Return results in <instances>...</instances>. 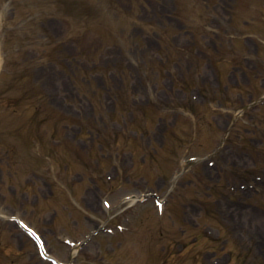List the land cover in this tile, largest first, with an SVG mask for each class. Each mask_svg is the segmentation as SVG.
Instances as JSON below:
<instances>
[{"label": "rangeland", "instance_id": "rangeland-1", "mask_svg": "<svg viewBox=\"0 0 264 264\" xmlns=\"http://www.w3.org/2000/svg\"><path fill=\"white\" fill-rule=\"evenodd\" d=\"M246 1L257 5V13L264 16V3L257 0H244L241 5L232 4L231 0H185L186 32L185 26L172 16L175 7L179 12L181 0H141L135 7L131 6L130 0H111L115 6H106L111 21L115 20L118 26L115 31L102 27L104 23L99 12L106 6L97 0L95 3L99 5L93 8L86 2L74 4L64 0H56L52 6L47 1L42 5L37 0H0V55L3 61L0 70V204L8 202L12 187L18 195L22 190L19 186L27 177L40 184L32 173L46 166L37 164L35 158L38 157H30L26 150L34 147L32 140L35 137L47 139L51 136L47 141L78 143L76 152L86 149L88 159L98 163L83 161L79 165L81 169L83 166L79 174L89 172L98 178L101 170L110 169L107 172L112 176L122 177L124 187L121 192L112 194L114 201L124 192L143 191L148 187L164 194L169 182L168 176L160 170L168 172L175 164L173 158L182 154L183 149L184 157L198 155L203 158L214 151L216 161L209 157V160L200 161L198 168L190 164L187 166L190 173L178 183L175 196L179 192H190V196L196 191L201 192L198 195L201 207L198 205L197 209L191 200H187L185 207L190 209L193 218L198 213V230H187L184 237L191 238L198 233V264H212L211 259L221 258L226 264H264V196L252 193L253 184L264 192V185H259L264 183L259 180L264 179V145H261L264 134L259 131L264 128V106L244 113L230 129L226 146L219 145L239 108L264 93V47L260 41L264 25L249 14ZM51 7L56 10L47 13ZM134 20L140 23L133 24ZM205 27L219 28V31L207 32ZM182 29L184 33H178ZM244 29L259 34L258 45L245 41L241 46L240 39L229 36ZM158 34L162 35L160 40ZM164 43L166 49L158 50ZM215 46H218V56L210 63L207 54L214 53ZM180 48L189 53L179 54ZM232 51L241 54H238L239 62L234 60ZM243 54H249L251 58L243 60ZM230 57L233 63L220 62ZM161 58L165 62H161ZM195 61L201 74L199 80L198 71L196 77L195 73L189 72ZM94 62L100 65L118 63L120 69L127 68L132 72V67L139 64L142 72L153 71L147 72L146 83L138 74L128 77L131 81L127 82V91L120 92L122 74L115 72L112 78L107 77L108 72L99 74L96 70L92 72L96 75L90 77L86 69ZM182 71L191 79L186 78L187 81L181 84L175 79ZM252 93L253 97L249 98ZM210 99L216 109L204 105ZM201 100L202 105H198ZM181 105L192 109L193 114L189 117L195 123L197 136L191 134L194 127L189 126V119L184 118L185 125H181V117L170 111ZM246 120L250 121V126L245 125ZM247 127L252 133H248ZM172 128L177 131L182 128L183 134H191L188 141H193L184 144L185 138L175 132L178 145L172 154H165L167 164L156 160L150 162L151 147L159 145L162 136L165 139ZM208 128H211L210 132ZM193 142L198 144L191 145ZM210 142V147L205 145ZM218 145L220 149H216ZM102 152L112 156L102 160ZM127 176L130 181L126 180ZM137 180L145 183H136ZM66 192L63 198L70 200V192ZM207 192H210L209 196ZM254 204L260 208L253 209L251 205ZM12 207L26 216L36 214L38 218L47 213L60 216L63 213L59 220L55 219L53 226L62 234L71 235V224L82 222L80 213L71 205L66 211L69 204L47 208L16 202ZM167 213V209L163 216L152 210L146 212L147 222H138L134 232L125 236L131 245L127 250L129 255L151 262L154 253L160 249L156 244L171 238L173 232L167 225L171 219ZM36 224L41 227V232L49 234L48 230L42 229L46 225L44 222L36 220ZM250 233L261 241L251 238ZM3 235L0 230V241ZM206 238H217L219 242L215 245L218 248L210 246ZM27 241L25 248H32ZM14 242L21 248V243ZM59 243L56 237L50 238L51 246L57 248ZM223 243L227 246L224 252L220 250ZM228 248L232 252L230 259L226 254ZM17 250L14 245L0 246V263L17 257ZM208 250L217 252L215 255L203 253ZM236 253H248L247 263L237 262L233 257ZM21 254L24 256V252ZM10 264L18 263L13 260Z\"/></svg>", "mask_w": 264, "mask_h": 264}]
</instances>
